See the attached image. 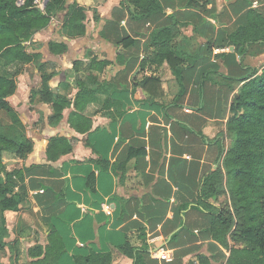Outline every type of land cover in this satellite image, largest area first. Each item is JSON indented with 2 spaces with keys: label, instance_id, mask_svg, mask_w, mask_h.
<instances>
[{
  "label": "crops",
  "instance_id": "0c3cea01",
  "mask_svg": "<svg viewBox=\"0 0 264 264\" xmlns=\"http://www.w3.org/2000/svg\"><path fill=\"white\" fill-rule=\"evenodd\" d=\"M161 1L164 14L153 23L134 16L125 0H68L24 44L31 61L7 65L0 55V77L17 84L7 102L20 121L0 112V133L21 132L34 144L27 159H4L9 171L23 170V192H16L24 201L5 213L11 245L0 255L14 250L30 264V250L58 233L66 249L61 264L92 253L135 264L125 245L139 250L141 264H225L228 249L191 206L228 148L227 121L243 86L236 79L264 67L263 45L240 56L231 44L248 16L264 15V0ZM78 8L87 29L80 35L64 28ZM45 76L51 93L70 102L56 125L53 104L41 98ZM73 115L90 120L91 131H76ZM55 138L74 146L51 160ZM213 203L230 209L226 194ZM228 244L237 245L229 236ZM162 245L172 261L150 253Z\"/></svg>",
  "mask_w": 264,
  "mask_h": 264
},
{
  "label": "trees",
  "instance_id": "16d2710c",
  "mask_svg": "<svg viewBox=\"0 0 264 264\" xmlns=\"http://www.w3.org/2000/svg\"><path fill=\"white\" fill-rule=\"evenodd\" d=\"M197 1L189 0L188 5ZM67 2L68 0H48L42 11L37 0H23L22 4L20 0H0V55L7 65L33 59L24 44L36 32L46 29L51 19L65 9ZM125 3L135 8L131 13L141 21L154 23L164 14L161 0H125ZM251 15V19L248 16L246 23L232 35L231 44L240 56H244L252 44L264 46V15L258 11ZM84 19L83 10L73 9L67 14L64 28L83 34V30H87L83 25ZM128 41L134 42L131 39H124L123 42L127 45ZM64 48L51 46L54 53L63 52ZM244 70L245 74L236 79L243 86L233 98L227 121V136L232 145L228 150L221 148L218 169L203 179L198 198L191 209L211 222L214 238L228 249L229 256L225 259V264H264V67H248ZM47 81L48 77L45 76L44 86ZM16 91L15 81L0 77V112H5L14 124L20 121L7 98ZM86 94L91 92H86L83 96ZM41 98L53 104L54 113L50 124H58L70 102L54 96L47 86L44 87ZM90 101L91 97L86 103ZM70 124L82 134L89 133L92 127L90 120L81 115L71 116ZM222 140L219 139L221 146ZM73 146V142L70 143L67 139L55 138L47 152L48 157L55 160L70 153ZM33 147V141L21 132H14L9 137L0 133V253L11 245L6 242L9 232L5 213L17 211L24 201L23 195L16 192L15 182H24L23 170L9 171L3 158L5 154H9L25 160L32 153ZM222 194L229 197V210L213 203ZM228 236L236 242V246H229ZM120 249L135 264L144 262L138 256L139 250L129 245ZM65 251L62 237L53 233L48 237L45 247L37 246L30 250V264H61ZM205 261L202 258L201 264H205ZM112 262L111 254L92 253L89 256L75 257V264Z\"/></svg>",
  "mask_w": 264,
  "mask_h": 264
},
{
  "label": "rangeland",
  "instance_id": "374dc122",
  "mask_svg": "<svg viewBox=\"0 0 264 264\" xmlns=\"http://www.w3.org/2000/svg\"><path fill=\"white\" fill-rule=\"evenodd\" d=\"M47 2H48V0H37L38 7L40 8V6H42V7H44V10H45ZM226 142H227L226 144L228 146V148H227V150H228L229 147L232 145L231 139L228 136H227ZM5 157L8 159L9 154L4 155L3 161H4ZM4 163H5V161H4ZM15 182H17L16 189L23 192V184H21V182H18V181H15ZM15 254H16V251L12 250L10 253V250H7L6 253H4V254L2 253V255H0V262H4L6 264H27V263H20L19 262L20 259H21V261H24V258H19V260L17 261L15 258ZM10 256H11V258H10ZM22 256H23V252H22Z\"/></svg>",
  "mask_w": 264,
  "mask_h": 264
},
{
  "label": "built area",
  "instance_id": "2783aa9c",
  "mask_svg": "<svg viewBox=\"0 0 264 264\" xmlns=\"http://www.w3.org/2000/svg\"><path fill=\"white\" fill-rule=\"evenodd\" d=\"M23 3V0H20V4ZM258 4H254V7H257ZM40 9L42 11H44V7L40 6ZM150 253L152 254V256H155L161 260H164V261H172L173 260V254H172V251L171 250H168L165 246H159L158 248H153L151 249Z\"/></svg>",
  "mask_w": 264,
  "mask_h": 264
}]
</instances>
